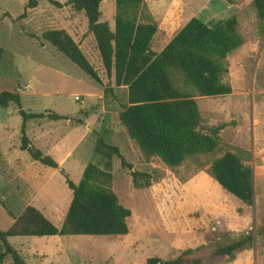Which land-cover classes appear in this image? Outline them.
I'll return each mask as SVG.
<instances>
[{"label":"rangeland","instance_id":"1","mask_svg":"<svg viewBox=\"0 0 264 264\" xmlns=\"http://www.w3.org/2000/svg\"><path fill=\"white\" fill-rule=\"evenodd\" d=\"M57 1L62 5L55 6L47 0H38L36 7L27 8V0H0V46L4 50L0 57V92L7 90L18 94L21 108L27 113L51 111L73 117L92 115L94 125L92 132L79 145L75 152L76 156L68 161H85L87 149L90 147L92 154L88 162L91 161L102 167L106 158L94 150L98 136L107 143L118 146L122 158L126 163H130L132 168L122 165L121 159L117 156L111 157L112 189L119 201L131 210L129 219L131 233L121 238L111 235L78 234L10 236L7 240L18 250L25 264H119L120 262V264H128L127 254L123 253L125 248V251L136 254V264H142L146 254L144 251V254H141L140 251L144 249L146 239L160 235V225L161 223L165 225V219L170 216L169 211L175 203L173 188L178 189L180 180L157 156L145 158L123 126L118 124L117 127L111 128V124L118 121L116 112L119 113L122 106L127 104V88L125 86L117 88L113 74H108L104 70L94 36L88 31L83 12L76 11L67 4L68 0ZM147 1L158 15L162 10L161 4H158L160 0ZM175 1L181 5L182 8L178 9L182 15L174 24V31L191 16L199 17L207 23L235 16L238 22L237 30L247 48L244 52H241V48H237L227 55L228 72L224 77L234 92H247V94L227 98L225 101L227 112L232 113L231 118L229 116L224 118V120L228 118V122L218 120L215 124H209L205 118H202L204 125H223L222 129L226 125L229 127L222 136L220 135L222 129L219 132L218 151L200 156V166L190 161L188 168L180 169V176L188 178L195 171L207 172L211 160L226 150L232 149V152L242 155L243 158L248 159V162L251 160V150L247 142L241 143L231 127L236 126L237 117L243 116L245 118L243 133L248 141L251 136V110L264 113V18L257 17L253 0ZM99 9L100 19L112 24L115 12L114 0H102ZM52 29H63L72 37L81 47L84 55L88 56L89 62L99 75V81L91 78L44 39L43 33ZM170 37L171 34L165 36L161 30L158 31L153 38V49L156 51L161 49ZM102 92L104 98L100 99ZM88 93L92 94L89 96ZM76 96L78 99H75ZM252 103L255 105L252 106ZM105 110H110L107 118L104 116ZM21 124L22 116L14 102H10L6 107H0L1 156L5 159L11 153H18L19 161L15 167L25 169L32 159L27 150L19 148ZM25 125L26 135L30 139L29 145L49 155L51 154L45 149L49 146L46 143L49 138L52 141L58 140L55 146L60 148L74 142L79 137L78 131H80L79 128L73 130L65 119L52 120L47 117L30 118L26 120ZM59 148L55 152L62 154ZM68 161L63 165L64 172L35 162L44 169L36 172L32 168L34 176L27 184L19 181L11 183L0 176L1 230H5L11 224L19 212V207L28 202L29 193L48 192L55 199L60 200L59 208L66 197L69 203L71 191L65 182V174L67 173L74 183L79 181L81 174L76 173L77 169L76 171L70 169ZM132 169L147 173L150 184L135 187L132 182ZM146 179L143 175L138 177L140 184H144ZM231 197L238 202L236 198ZM55 214L59 215L60 211L57 210ZM46 216L55 225H60V220L50 215ZM140 222H145L142 229L138 227ZM263 223L264 219L260 221L259 228H262ZM248 231L252 233L251 230ZM218 235L220 237L218 240L225 239L223 234ZM215 241L217 240L212 239L207 244L198 246L197 250L182 256L181 264L220 263L224 258L213 254ZM2 250L0 244V253ZM180 252L175 253L173 257L175 258ZM0 264L15 263L12 257L6 254Z\"/></svg>","mask_w":264,"mask_h":264},{"label":"trees","instance_id":"2","mask_svg":"<svg viewBox=\"0 0 264 264\" xmlns=\"http://www.w3.org/2000/svg\"><path fill=\"white\" fill-rule=\"evenodd\" d=\"M55 6L62 3L47 0ZM102 0H68L76 11H82L87 28L93 34L102 66L106 73L113 74L116 86L127 88V104L118 113L120 124L145 158L157 156L182 182L188 178L180 176L182 167L188 168L190 161L201 165L199 157L219 150V132L223 125H204L195 98L229 94L231 85L225 80L228 72L227 55L243 44L237 30L235 16L214 23L191 17L156 51L151 47L158 26L145 0H114V27L100 20ZM258 18H264V0H253ZM38 0H27L26 7L34 8ZM43 37L58 51L68 57L86 74L96 81L100 78L79 45L63 29L47 30ZM0 46V57L3 54ZM14 102L22 116L21 144L33 160L56 168L57 162L48 154L33 147L25 133L28 118H65L48 111L27 113L20 105V97L7 90L0 92V107ZM95 152L106 159L102 167L88 162L77 183L67 177L66 184L72 197L59 227L48 220L38 209L28 205L5 229H0V244L3 247L0 261L9 254L15 264H25L17 250L7 241L14 235H111L128 233L127 218L131 210L124 206L112 189L113 175L111 157L117 156L121 164L126 163L115 145L98 136ZM196 172L189 176L191 177ZM208 174L228 193L246 205L254 198L253 170L248 159L242 155L224 151L211 160ZM147 179L144 184L139 176ZM135 187L149 185V175L131 170ZM225 239L214 242V255L234 257L233 252L250 247L252 233L232 237L223 233ZM198 248V247H197ZM185 249L175 258L149 257L146 264H181L182 256L195 250Z\"/></svg>","mask_w":264,"mask_h":264},{"label":"crops","instance_id":"3","mask_svg":"<svg viewBox=\"0 0 264 264\" xmlns=\"http://www.w3.org/2000/svg\"><path fill=\"white\" fill-rule=\"evenodd\" d=\"M191 1L193 2V0ZM145 2L151 14L153 15L155 21L157 22L158 29L156 33L161 30V32L165 36L171 34L172 37L176 33V31H178L191 17H193L191 16L188 19H186V21H184V23H182V25L178 29H176V31H174L173 26L174 24H176V22H178V20H180V16L182 15V12L180 11V9L182 8L181 5H178L175 0L174 1L172 0L171 2H169L168 0H160L158 1V4H161L162 10L157 15V13H155L154 11V7H152L147 0H145ZM108 25L111 29H113L114 18H113V23L112 24L108 23ZM65 30L69 33V30H67V28ZM151 47L153 48V39H152ZM240 48H241V52L247 50L245 43L239 46V49ZM85 56L89 61L88 56L87 55ZM119 87L117 86V88ZM91 94L92 93H88L89 96ZM246 94L247 92L236 93L232 90L231 93L225 95L197 96L195 100L201 117L205 118L209 124H215L218 122V120H222L223 122H228L229 121L228 118L224 120L226 116H229L231 118L232 113L230 111L227 112L228 109L226 108V104H225L227 98L233 96H244ZM102 98H104L103 92L100 93V99ZM253 105H255V103H252V106ZM109 112L110 110H105L104 116H106V118L108 117ZM28 113H33V112H28ZM116 114L118 115V111L116 112ZM59 115L65 117L61 119H65L67 122H69L73 130H78L77 128H79L80 130L78 131L79 137L68 146L65 144L64 147L59 148L58 146H55L57 145L58 140L52 141L51 138H49V140L46 141V143L49 145L46 146L47 147L45 148L46 151L49 152L52 155L50 156L52 158L54 157L53 159L57 162L58 166L56 168L64 172L65 169L63 168V165L70 158H74L76 156L75 152L77 151L79 145L84 141V139L88 135H90L94 125L91 114L85 115L84 117H73V116H69L68 114L67 115L59 114ZM52 120H60V119H52ZM236 120H237L236 126L231 128L236 134V137H238L237 139H239L241 143L247 142L248 147L251 150V160L248 163L251 165L253 170L254 198L252 205H246L245 203L234 197L232 194L225 191L217 183V181L214 180L205 171L196 172L194 175L189 177L184 182L178 181V186H179L178 189L176 190L173 188V192H174L173 198L175 203L173 204V207L169 211L170 216H168L167 219H165V223H164L165 225H163L162 223L160 225V232H161L160 235L146 239L147 240L145 241L146 245L144 249L140 251L141 254H144L143 251L146 254L142 264H146V259L149 257L172 259L174 258L173 256L175 253H178L185 249H189V248L194 249L197 248L198 246L205 245L207 244L208 241H211L212 239L218 240L220 238L218 234L229 232L232 237H236L240 234L248 233L249 232L248 230L252 231V235H253L252 245L250 247H246L234 251L233 252L234 257L231 260H227V256L224 255L223 256L224 259L218 264H264V223L262 224V228H259V226L261 225L260 221L264 219V113H260L255 109L251 110L250 113L251 136L248 141H246V138L244 137V133H243L245 118L243 116L242 117L240 116L237 117ZM118 124H120L119 119L117 123L111 124V128L117 127ZM228 127L229 126L226 125L225 128L221 130L220 133L221 136L223 132L227 130ZM242 146L247 147L246 145H242ZM116 147L118 148V146ZM57 148L61 150L62 154H57L55 152ZM231 151L233 150L231 149ZM119 153L121 154L120 150ZM91 154H92V149L89 147L87 149V157L85 158L86 159L85 161L83 160H81L80 162L77 160L68 161V167L70 169H73V171L74 170L76 171L77 169L76 173L77 174L80 173L82 176L83 169L85 165L88 163L89 159L91 158ZM18 161H19L18 153L15 154L11 153L10 156L8 155V157L5 159L2 158L0 153L1 178L9 180V182L11 181V183L13 181L14 182L19 181L27 184L32 180L34 176L32 168H34L36 172L44 169L43 167L37 166L35 162L38 161L33 159L28 163L27 168L19 169L18 166L15 167L16 164H18ZM66 177L69 179L67 173L65 174V178ZM231 196L236 198L238 202L235 201V199H233ZM71 197H72V192H71ZM27 201H28L27 203L25 202L26 204H22L19 207L18 210L19 212L15 217H17L26 206L31 205L36 209H38L48 220L50 219L46 215H50V217H54L55 219L60 220V225L67 212L68 209L67 205L69 206L70 203V201L68 203V197H66L64 199L63 205L59 208L60 200L55 199L50 193L45 191L43 193L42 192L39 193L34 192L31 194L29 193V198ZM57 210L60 211L59 215L55 214ZM129 219L130 216L127 218L128 233L123 236L130 235L131 233V226L129 224ZM60 225L58 226L55 225V226L59 227ZM144 226H145V222H140L138 227L142 229ZM14 236H36V235H14ZM45 236H52V235H45ZM116 237L121 238L122 236H116ZM125 249L123 253L124 255L127 254L128 264H136V260H137L136 254H132L129 251L127 252L125 251Z\"/></svg>","mask_w":264,"mask_h":264},{"label":"built area","instance_id":"4","mask_svg":"<svg viewBox=\"0 0 264 264\" xmlns=\"http://www.w3.org/2000/svg\"><path fill=\"white\" fill-rule=\"evenodd\" d=\"M75 99H78V96H76Z\"/></svg>","mask_w":264,"mask_h":264}]
</instances>
